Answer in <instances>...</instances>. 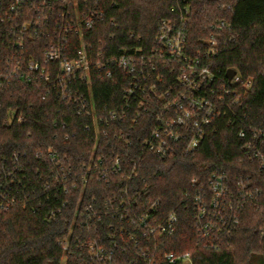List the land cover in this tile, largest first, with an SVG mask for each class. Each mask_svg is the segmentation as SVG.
<instances>
[{
  "label": "built area",
  "instance_id": "1",
  "mask_svg": "<svg viewBox=\"0 0 264 264\" xmlns=\"http://www.w3.org/2000/svg\"><path fill=\"white\" fill-rule=\"evenodd\" d=\"M167 1L171 18L159 23L153 45L144 46L132 34L123 42L114 43V33L107 42L95 40L96 31L118 28L108 18L117 0H0V88L14 82L50 88L57 101L87 119L84 131L93 134L95 145L112 131L124 136L112 124L127 122L133 134L146 117L144 124L151 131L143 140L145 151L162 158L177 152L194 153L208 133L216 132L218 120L231 123L252 84L236 71L231 79L227 72L220 79L214 70V60L232 40L229 23H211L208 38L193 50L187 44V29L194 0ZM107 52L114 55L109 57ZM119 74L121 103L110 109L97 108L92 98L94 82ZM254 157L263 163L261 150ZM46 161L51 165L52 181L76 201L68 242L87 249L94 264H192L189 253L161 250V240L175 234L178 219L174 213H160L159 203L146 197L148 187L137 185L135 165L118 158L94 157L78 183L57 155L50 154ZM23 172L19 154L12 156L10 165L0 166V210L26 205L19 198L17 178ZM90 180L118 190L105 196L100 207L95 200L84 204L83 193L76 197L75 192ZM225 183V175H212L207 190L193 199L197 238L205 249L218 250L223 236L237 223L238 210L228 200ZM103 218L109 220L107 233L95 223ZM59 244L67 250L66 241Z\"/></svg>",
  "mask_w": 264,
  "mask_h": 264
},
{
  "label": "trees",
  "instance_id": "2",
  "mask_svg": "<svg viewBox=\"0 0 264 264\" xmlns=\"http://www.w3.org/2000/svg\"><path fill=\"white\" fill-rule=\"evenodd\" d=\"M117 1L118 6L108 11V18L118 28L105 33L96 31L95 40L107 42L114 33V43L123 42L132 34L144 46L153 45L159 23L171 18V3ZM217 21L231 25L232 40L214 60L215 72L224 79L228 70L236 71L252 86L234 111L231 123L218 120L216 132L208 133L189 155L177 152L162 158L145 151L143 140L151 131L144 124L146 117L134 127L133 134L127 122L112 124L124 136L112 131L95 145L93 134L84 131L87 119L77 117L75 109L57 101L50 88L17 82L0 88V166L10 165L12 156L20 155L24 172L18 175L21 185L17 186L20 200L26 202L9 211L0 210V264H94L87 249L68 242L76 201L64 195L63 187L50 178L51 165L46 161L50 154L64 162V168L76 175L78 183L94 157L118 158L135 165L137 185L148 187L146 197L159 203L160 213H174L178 219L175 234L161 240L162 251L189 253L192 264L264 263V161L260 163L254 157L258 150L264 157V0H194L187 29L188 46L199 49L210 34V24ZM120 78L119 74L109 80L96 79L92 98L97 108L110 109L121 103ZM215 174L225 175L228 200L234 211L238 210L235 227L223 236L216 251L205 249L199 242L193 205L194 196L207 190ZM117 190L90 180L86 187L78 185L75 196L83 193L84 204L95 200L100 207L105 196ZM63 202L67 207L62 208ZM108 222L103 218L95 223L107 233ZM74 226L78 231L79 227ZM61 241L67 242L66 251Z\"/></svg>",
  "mask_w": 264,
  "mask_h": 264
},
{
  "label": "water",
  "instance_id": "3",
  "mask_svg": "<svg viewBox=\"0 0 264 264\" xmlns=\"http://www.w3.org/2000/svg\"><path fill=\"white\" fill-rule=\"evenodd\" d=\"M234 75H235V71H233V70H228L227 71L226 76H227L228 79H231Z\"/></svg>",
  "mask_w": 264,
  "mask_h": 264
},
{
  "label": "rangeland",
  "instance_id": "4",
  "mask_svg": "<svg viewBox=\"0 0 264 264\" xmlns=\"http://www.w3.org/2000/svg\"><path fill=\"white\" fill-rule=\"evenodd\" d=\"M260 261H261V262H259V261H258V263H257V264H264L262 260H260Z\"/></svg>",
  "mask_w": 264,
  "mask_h": 264
}]
</instances>
